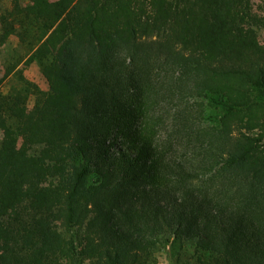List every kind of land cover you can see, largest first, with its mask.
<instances>
[{"label":"trees","instance_id":"trees-1","mask_svg":"<svg viewBox=\"0 0 264 264\" xmlns=\"http://www.w3.org/2000/svg\"><path fill=\"white\" fill-rule=\"evenodd\" d=\"M0 25L22 50L0 90V264H264L250 5L11 0Z\"/></svg>","mask_w":264,"mask_h":264},{"label":"rangeland","instance_id":"rangeland-1","mask_svg":"<svg viewBox=\"0 0 264 264\" xmlns=\"http://www.w3.org/2000/svg\"><path fill=\"white\" fill-rule=\"evenodd\" d=\"M248 5H250L254 13L259 17L261 26L259 27V41L264 45V0H244ZM11 9V0H2L0 4V16L4 14L7 10ZM17 53H22L19 46V40L15 36H10L8 39L3 40V30L0 25V90L3 93H7L10 88L16 85V76L11 75L4 79L6 66L11 60V55ZM18 69L22 70L24 76L37 84L42 90H48V85L46 79L43 77L38 65L36 63L25 64L24 62L19 65ZM2 138V134H0ZM156 263L155 264H171V260L165 251H158L156 253Z\"/></svg>","mask_w":264,"mask_h":264}]
</instances>
